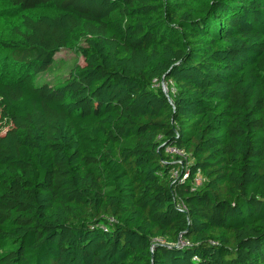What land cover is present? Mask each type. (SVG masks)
Returning a JSON list of instances; mask_svg holds the SVG:
<instances>
[{
  "label": "trees",
  "instance_id": "16d2710c",
  "mask_svg": "<svg viewBox=\"0 0 264 264\" xmlns=\"http://www.w3.org/2000/svg\"><path fill=\"white\" fill-rule=\"evenodd\" d=\"M6 1L0 264H264V0Z\"/></svg>",
  "mask_w": 264,
  "mask_h": 264
},
{
  "label": "rangeland",
  "instance_id": "374dc122",
  "mask_svg": "<svg viewBox=\"0 0 264 264\" xmlns=\"http://www.w3.org/2000/svg\"><path fill=\"white\" fill-rule=\"evenodd\" d=\"M6 0H0V78L3 80H13L19 77L25 70V68L14 66L7 63L2 57L4 56V51L1 45V39L4 34H8L9 30L20 25V12L7 13L10 9ZM30 16L29 13H25ZM83 47V42L75 43L69 47L63 48L56 53L52 64L48 69L34 78L35 84H40L42 82H54L67 76V74L76 66L83 64V58L81 55V49ZM5 64V65H4ZM159 87L162 91H166L165 83H160ZM4 130L1 131L3 133Z\"/></svg>",
  "mask_w": 264,
  "mask_h": 264
},
{
  "label": "built area",
  "instance_id": "2783aa9c",
  "mask_svg": "<svg viewBox=\"0 0 264 264\" xmlns=\"http://www.w3.org/2000/svg\"><path fill=\"white\" fill-rule=\"evenodd\" d=\"M163 83V82H161ZM172 91L174 89L172 88ZM166 155L170 157H174L178 159V162L181 167H176L175 169H172L171 171V177L173 178H180L182 181L189 179V170L187 168L188 162H187V153L186 151L177 146H167L165 148ZM180 169V170H179ZM182 169V170H181ZM204 179L203 176L200 174V171H196L193 174L191 183L193 185V188L199 187L202 185ZM178 207H180L182 210H185V207L182 204H178ZM113 219H109V222H113Z\"/></svg>",
  "mask_w": 264,
  "mask_h": 264
},
{
  "label": "water",
  "instance_id": "95a60500",
  "mask_svg": "<svg viewBox=\"0 0 264 264\" xmlns=\"http://www.w3.org/2000/svg\"><path fill=\"white\" fill-rule=\"evenodd\" d=\"M163 92H165L166 93V91L164 90Z\"/></svg>",
  "mask_w": 264,
  "mask_h": 264
}]
</instances>
